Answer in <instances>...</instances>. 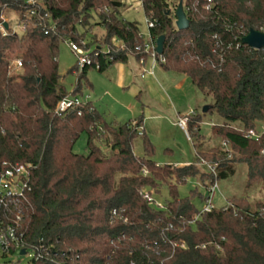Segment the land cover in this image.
Here are the masks:
<instances>
[{
	"label": "trees",
	"instance_id": "1",
	"mask_svg": "<svg viewBox=\"0 0 264 264\" xmlns=\"http://www.w3.org/2000/svg\"><path fill=\"white\" fill-rule=\"evenodd\" d=\"M137 1L146 22L154 23L147 41L165 37L162 54L155 56L160 67L187 77L211 99L206 113L186 117L195 163L156 164L152 143L138 130L141 120L106 123L88 101L55 112L61 99L81 97L82 82L91 86L89 70L105 73L130 57L141 65L149 59L138 25L121 16L126 0H39L30 17L24 0H0V23L6 11L28 22L22 34L0 33V173L29 165L22 197L0 212L11 224L19 214L24 247L37 264H264V200L250 207L241 196H226L223 208L199 214L190 197L177 191L199 176L196 164L202 161L217 166V182L244 163L246 187L264 183V50L241 43L249 30L264 31V0H183L190 22L185 31L174 25L175 4ZM93 26L105 31L104 51L89 49L84 40ZM69 42L89 64L78 70L76 55L69 70L76 85L67 93L57 55L59 44ZM13 58L21 60L20 70L10 68ZM213 113L220 122L206 137L200 124ZM250 130L255 137H246ZM83 134L86 153L75 154ZM137 139L142 156L133 150ZM205 139L228 149L205 146ZM228 150L246 158L236 160ZM162 189L169 196L162 209L143 197ZM112 210H123L122 218L111 220Z\"/></svg>",
	"mask_w": 264,
	"mask_h": 264
},
{
	"label": "rangeland",
	"instance_id": "2",
	"mask_svg": "<svg viewBox=\"0 0 264 264\" xmlns=\"http://www.w3.org/2000/svg\"><path fill=\"white\" fill-rule=\"evenodd\" d=\"M172 5H178L179 0H167ZM124 20L135 22L144 41L148 40V26L141 6L137 0H126V5L121 9ZM12 30H16L17 18L12 11L4 14ZM105 31L103 28L93 26L88 28L84 40L89 49L95 47L104 51L102 38ZM118 44V43H117ZM148 60L139 64L130 57L125 64L119 63L105 73H99L91 69L86 74V80L91 86H85L82 82L81 99L91 102L106 123L116 124L141 120L138 130L143 132L154 148L153 161L160 165L182 166L195 163L194 150L186 133L179 126V120L185 119L192 112L201 113L203 107L211 104V99H204L190 80L172 72L164 71L155 60L152 52L148 53ZM58 73L61 83L67 93H70L76 85V75L69 70L76 65V54L73 53L68 43H60L58 46ZM220 119L216 114L207 115L201 122V133L210 135L214 123ZM261 128V124H258ZM235 129H241L239 124L232 125ZM86 136L81 135L75 143L73 152L85 154ZM205 146H219L220 149H228L224 144L217 141H207ZM134 153L142 156L140 142L137 139L134 144ZM229 156L236 160H244L245 154L228 150ZM199 176L188 178L185 183L177 186L178 195L181 198L190 197L191 202L198 211H201L204 203L200 195H206L205 166L197 163ZM236 173L227 181L218 182V189L213 198L215 209L226 205V196H241L248 201L250 207L264 200V183L252 182L246 187L247 169L244 163L235 165ZM153 199L160 205L169 201L166 189L160 190ZM32 252L25 255H9L0 258V264H28L32 260Z\"/></svg>",
	"mask_w": 264,
	"mask_h": 264
},
{
	"label": "built area",
	"instance_id": "3",
	"mask_svg": "<svg viewBox=\"0 0 264 264\" xmlns=\"http://www.w3.org/2000/svg\"><path fill=\"white\" fill-rule=\"evenodd\" d=\"M25 4L30 6L31 8L36 5L39 0H24ZM140 2L144 0H139ZM34 15L33 8L30 9L28 13V17ZM16 16V15H15ZM17 18V26L16 30H12L9 26L8 21L5 19V16H2V22L0 23V33L2 37L8 36L9 34H22L26 31L27 27V19ZM3 23H7L8 29L5 30L3 28ZM148 27H152L154 25L153 22L147 23ZM70 50L78 56L77 68L80 70L85 64H89L87 57L85 56L83 50L79 48L76 44L69 42L68 43ZM144 49L146 52H152L153 55L155 53V43L152 44L150 41L146 42L144 45ZM22 67L21 60L19 58H13L10 62V68L14 70H20ZM86 103V100H82L81 97H65L61 99L55 108V112L58 115H61L69 110L77 109L81 105ZM179 126L186 133L187 127V118L179 120ZM247 138L255 137V133L250 130L248 131ZM205 166L206 173L212 177L213 180L209 182L208 187L206 188V195L204 196V206L199 214H205L211 212L213 207V198L215 191L218 189V182L216 181L217 175V166L215 164L206 163L204 161L201 162ZM29 165H15L10 168L4 169L0 173V208L4 207L7 203H11L16 198H20L23 195V191L26 187V177L28 175ZM146 175V171L142 172ZM143 197L146 201L155 207L162 209L152 197V193L145 192ZM123 210H112L110 213V219H121ZM197 218V217H196ZM126 221V219H124ZM20 222L19 214L15 216L14 224H11L6 219V216L0 212V258L7 257L9 255H14L15 253H19L21 255V251H24L25 255L28 253L27 249L24 247L23 243V234L20 232L18 224ZM183 247V246H182ZM32 260L28 264H37L38 257L32 252Z\"/></svg>",
	"mask_w": 264,
	"mask_h": 264
},
{
	"label": "water",
	"instance_id": "4",
	"mask_svg": "<svg viewBox=\"0 0 264 264\" xmlns=\"http://www.w3.org/2000/svg\"><path fill=\"white\" fill-rule=\"evenodd\" d=\"M173 16L175 18L174 25L178 31H185L189 28L190 22L187 19V16L183 8V0H179ZM3 28L5 30L8 29L7 23H3ZM164 40L165 37L160 36L155 41V53L158 56L162 54ZM241 43L243 45L248 46L251 49L264 50V31L258 32L255 30H249V32L241 39ZM207 110H208V106L203 107L202 113H206ZM20 254L23 255L24 251H21Z\"/></svg>",
	"mask_w": 264,
	"mask_h": 264
},
{
	"label": "crops",
	"instance_id": "5",
	"mask_svg": "<svg viewBox=\"0 0 264 264\" xmlns=\"http://www.w3.org/2000/svg\"><path fill=\"white\" fill-rule=\"evenodd\" d=\"M118 64H119V63H116V64H114L112 67L117 66ZM112 67H111L110 69H112ZM110 69H109V70H110ZM173 166H174V165H173Z\"/></svg>",
	"mask_w": 264,
	"mask_h": 264
}]
</instances>
